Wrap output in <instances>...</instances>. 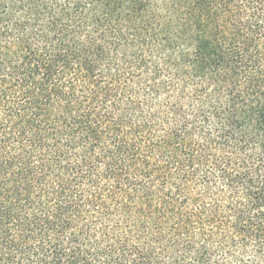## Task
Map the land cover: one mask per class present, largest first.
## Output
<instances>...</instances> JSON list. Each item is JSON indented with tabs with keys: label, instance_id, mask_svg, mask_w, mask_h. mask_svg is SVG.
<instances>
[{
	"label": "trees",
	"instance_id": "trees-1",
	"mask_svg": "<svg viewBox=\"0 0 264 264\" xmlns=\"http://www.w3.org/2000/svg\"><path fill=\"white\" fill-rule=\"evenodd\" d=\"M0 264H264V0H0Z\"/></svg>",
	"mask_w": 264,
	"mask_h": 264
}]
</instances>
